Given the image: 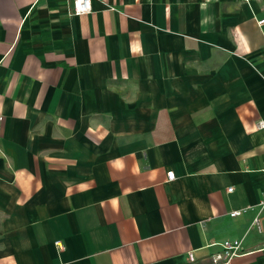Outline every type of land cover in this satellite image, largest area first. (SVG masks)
Segmentation results:
<instances>
[{
  "label": "crops",
  "instance_id": "1",
  "mask_svg": "<svg viewBox=\"0 0 264 264\" xmlns=\"http://www.w3.org/2000/svg\"><path fill=\"white\" fill-rule=\"evenodd\" d=\"M71 1L0 0V264H264V0Z\"/></svg>",
  "mask_w": 264,
  "mask_h": 264
},
{
  "label": "built area",
  "instance_id": "2",
  "mask_svg": "<svg viewBox=\"0 0 264 264\" xmlns=\"http://www.w3.org/2000/svg\"><path fill=\"white\" fill-rule=\"evenodd\" d=\"M90 0H72L70 7H69V15L70 16H80V15H85L88 14L90 12ZM256 24L258 26L264 24V19H261L259 21L256 22ZM263 124L262 122H259L257 124V127H262ZM260 174L262 177V183H263V192H264V167L261 168L260 170ZM173 179V174L172 172H167L166 173V180L170 181ZM231 189H227V192H230ZM247 208L238 210V211H233L230 212L228 214V216L230 218H234L237 216H240L242 214L245 213ZM257 210L258 213H264V197L262 200L259 201V203L257 204ZM258 221L257 218H255L252 221V226H254L255 228H258ZM54 245L56 247H59V243L58 242H54ZM219 247V250L212 253L209 256V261L210 264H229L230 261L241 254V248L239 247L238 243H228V242H224L222 244H218L217 245ZM187 261L188 262H193V257L191 252L187 253Z\"/></svg>",
  "mask_w": 264,
  "mask_h": 264
}]
</instances>
